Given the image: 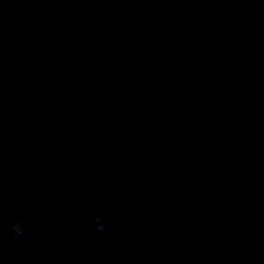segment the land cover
<instances>
[{"label": "clouds", "instance_id": "obj_1", "mask_svg": "<svg viewBox=\"0 0 264 264\" xmlns=\"http://www.w3.org/2000/svg\"><path fill=\"white\" fill-rule=\"evenodd\" d=\"M196 204L197 206H203L206 204V201L199 200ZM45 227V225L39 223H31L23 214H18L11 218L8 225V234L11 240L20 248L28 250L31 253V255L24 257L23 264H35L34 257L40 256L46 251L41 248V239ZM55 228L63 239L69 243L78 244L82 251L87 252L90 249L91 244L89 242L74 240L71 225L57 222ZM87 230L96 236H104L109 231V224L103 209L96 213L88 224ZM5 247L4 242L0 241V255H2ZM45 264H62V258L57 255H46Z\"/></svg>", "mask_w": 264, "mask_h": 264}]
</instances>
